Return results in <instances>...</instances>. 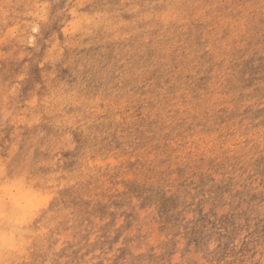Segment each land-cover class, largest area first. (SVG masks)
<instances>
[{"label":"rangeland","instance_id":"rangeland-1","mask_svg":"<svg viewBox=\"0 0 264 264\" xmlns=\"http://www.w3.org/2000/svg\"><path fill=\"white\" fill-rule=\"evenodd\" d=\"M27 198L0 264H264V0H0V228Z\"/></svg>","mask_w":264,"mask_h":264},{"label":"bare ground","instance_id":"bare-ground-1","mask_svg":"<svg viewBox=\"0 0 264 264\" xmlns=\"http://www.w3.org/2000/svg\"><path fill=\"white\" fill-rule=\"evenodd\" d=\"M43 199L44 198H35V199L27 198V206L29 208L28 212H27V215H25L19 221H17L15 224H13L12 227L2 226L0 228V243L2 244L1 247L3 249L4 248L6 249V250L4 249L5 251H7L6 247H9L14 241H16L15 238H16L17 235L16 236L13 235L14 231L16 230V228L20 229L22 227L21 231L26 229L29 226L30 222L39 215L40 210L48 207V205H49L48 204V200L45 199L44 201L47 202V203H45L43 201ZM40 201L44 202L45 204L40 205L38 208H36L35 204L38 205V203ZM34 208H36V209H34ZM17 238H19V237H17Z\"/></svg>","mask_w":264,"mask_h":264}]
</instances>
